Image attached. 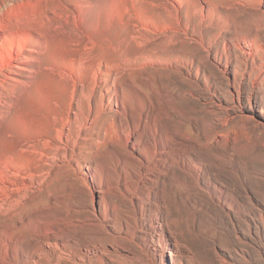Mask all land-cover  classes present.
Segmentation results:
<instances>
[{
  "label": "rangeland",
  "instance_id": "rangeland-1",
  "mask_svg": "<svg viewBox=\"0 0 264 264\" xmlns=\"http://www.w3.org/2000/svg\"><path fill=\"white\" fill-rule=\"evenodd\" d=\"M0 20V264H264V0Z\"/></svg>",
  "mask_w": 264,
  "mask_h": 264
},
{
  "label": "bare ground",
  "instance_id": "bare-ground-1",
  "mask_svg": "<svg viewBox=\"0 0 264 264\" xmlns=\"http://www.w3.org/2000/svg\"><path fill=\"white\" fill-rule=\"evenodd\" d=\"M11 1V0H10ZM5 25L0 20V30H3ZM5 40L10 44L6 47L5 41L0 40V74L4 73L6 67L16 66L15 60H17L14 55L17 51H14L13 40L9 37H5ZM18 48L21 49L22 45L18 44Z\"/></svg>",
  "mask_w": 264,
  "mask_h": 264
}]
</instances>
